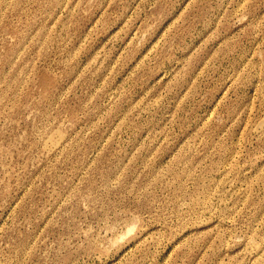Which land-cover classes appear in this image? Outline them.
Here are the masks:
<instances>
[{"label": "rangeland", "instance_id": "obj_1", "mask_svg": "<svg viewBox=\"0 0 264 264\" xmlns=\"http://www.w3.org/2000/svg\"><path fill=\"white\" fill-rule=\"evenodd\" d=\"M0 264H264V0H0Z\"/></svg>", "mask_w": 264, "mask_h": 264}]
</instances>
